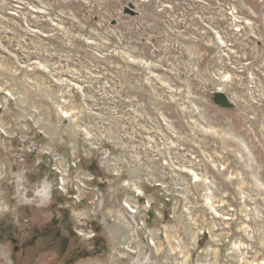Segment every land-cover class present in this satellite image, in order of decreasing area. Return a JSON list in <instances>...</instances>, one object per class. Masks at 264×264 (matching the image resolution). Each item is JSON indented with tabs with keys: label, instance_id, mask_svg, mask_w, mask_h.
<instances>
[{
	"label": "rangeland",
	"instance_id": "1",
	"mask_svg": "<svg viewBox=\"0 0 264 264\" xmlns=\"http://www.w3.org/2000/svg\"><path fill=\"white\" fill-rule=\"evenodd\" d=\"M0 264H264V0H0Z\"/></svg>",
	"mask_w": 264,
	"mask_h": 264
},
{
	"label": "water",
	"instance_id": "2",
	"mask_svg": "<svg viewBox=\"0 0 264 264\" xmlns=\"http://www.w3.org/2000/svg\"><path fill=\"white\" fill-rule=\"evenodd\" d=\"M124 14L132 17H137L140 13L136 10L134 4L129 3L126 7H124ZM111 24L116 25L117 21L113 20ZM212 101L214 102L215 105H217L222 109H229L234 106L233 103L228 98V96L221 91H216L212 94Z\"/></svg>",
	"mask_w": 264,
	"mask_h": 264
},
{
	"label": "bare ground",
	"instance_id": "3",
	"mask_svg": "<svg viewBox=\"0 0 264 264\" xmlns=\"http://www.w3.org/2000/svg\"><path fill=\"white\" fill-rule=\"evenodd\" d=\"M42 195V194H41Z\"/></svg>",
	"mask_w": 264,
	"mask_h": 264
}]
</instances>
